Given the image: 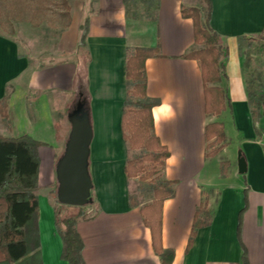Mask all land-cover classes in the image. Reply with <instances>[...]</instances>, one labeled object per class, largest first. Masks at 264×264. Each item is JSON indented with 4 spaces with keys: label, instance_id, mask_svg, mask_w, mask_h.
Masks as SVG:
<instances>
[{
    "label": "crops",
    "instance_id": "0c3cea01",
    "mask_svg": "<svg viewBox=\"0 0 264 264\" xmlns=\"http://www.w3.org/2000/svg\"><path fill=\"white\" fill-rule=\"evenodd\" d=\"M210 2V27L228 49L226 79L220 86L230 107L220 116L206 113L200 64L185 58L197 48L193 21L182 15L184 8L194 7L191 0H156L152 18L128 16L124 0H95L88 14L72 12L52 60L39 49L29 55L0 30V101L7 98L8 111L6 121L0 114V136H29L39 143L34 150L39 159L35 194L42 264H68L61 258L64 244L55 228L56 212L65 205L53 195L56 167L71 130L67 112L76 94L78 102L88 104L93 130V202L87 207L94 213L77 224L85 264H162L141 213L152 198L131 206L137 181L125 174L133 155L122 132L126 66L135 48L156 50L145 63L146 94L158 102L152 109L154 133L170 153L164 179L174 182V196L162 206L161 244L174 252L171 264H242L244 248L248 264H264V118L254 121L252 115L248 84L253 58L246 68L247 43L264 33V0ZM86 19L87 48L82 50ZM63 53L68 58L56 60ZM43 56L48 60L42 61ZM215 122L224 124L228 145L207 158L205 127ZM224 161L230 163L226 176L221 173ZM240 161L246 164L244 174ZM203 208L209 211L208 222L187 251L196 215L204 218Z\"/></svg>",
    "mask_w": 264,
    "mask_h": 264
},
{
    "label": "trees",
    "instance_id": "16d2710c",
    "mask_svg": "<svg viewBox=\"0 0 264 264\" xmlns=\"http://www.w3.org/2000/svg\"><path fill=\"white\" fill-rule=\"evenodd\" d=\"M130 1L136 4L135 0H124L127 9ZM203 2L207 6L204 17L202 10L198 8L182 10L183 17L193 21L195 45L199 47L190 51L185 58L197 60L200 64L206 113L220 116L230 107L226 90L220 86L226 79L224 62L228 57V49L222 45L220 36L210 27L212 12L210 0ZM142 3L149 8H156V0H142ZM61 4L65 9L63 16L67 19L65 25L67 29L72 22L71 7L67 0H61ZM134 17L140 18L139 14ZM12 21V11L7 0H0V28L5 33L14 35L15 28ZM39 25L40 23L35 24V26ZM88 25L89 21L86 19L81 26L82 50L87 48ZM155 55L156 50L135 48L127 60L128 99L124 103L122 117L123 139L132 150L142 151V154L127 161L125 174L128 179H138L150 186L152 201L141 208V213L145 224L151 230L153 246L161 257L162 264H171L174 252L164 250L161 244L162 206L165 200L174 196V182L164 179L165 165L170 153L154 133L152 109L158 102L150 99L146 94L145 63L148 58ZM250 60V57H247V69L250 68ZM249 76L252 115L254 121H257L264 118V84L260 83L256 88V79ZM129 97L135 98L136 101ZM85 106L89 113L86 102ZM0 114L5 121L8 120L7 98L0 101ZM205 135L208 141L207 158L217 156L228 145L224 124L221 122L208 124L205 127ZM37 146L39 143L29 136L14 139L0 136V264H42L37 226L38 198L35 194L39 171V159L34 153ZM229 166V162L221 163L222 176L227 175ZM129 201L133 207L139 205L132 196L129 197ZM202 210L204 218L199 217V212L196 215L187 251L191 248L198 229L208 222L209 211L206 208ZM244 210L239 215V237ZM88 218L90 217L84 211V207L61 206L56 212L57 232L64 244L61 258L68 264H85L82 257L84 244L77 231V224ZM242 261V264H248L245 248Z\"/></svg>",
    "mask_w": 264,
    "mask_h": 264
},
{
    "label": "rangeland",
    "instance_id": "374dc122",
    "mask_svg": "<svg viewBox=\"0 0 264 264\" xmlns=\"http://www.w3.org/2000/svg\"><path fill=\"white\" fill-rule=\"evenodd\" d=\"M70 7V15L72 12L80 14L81 11L89 13L92 11L95 0H67ZM136 4L130 1L129 9H127L128 16L134 17L139 14L141 18H152L154 16V7H147L142 0H135ZM194 7L202 10V17L205 16L207 10L206 4L203 0H191ZM7 4L12 11L13 25L15 28V34H9L13 39L19 41L23 51L29 55H35L36 50H41L43 55L50 56L51 60L55 57V50L57 49V42L59 41L62 32L65 30L67 19L64 15L65 9L61 4V0H7ZM188 9V8H186ZM36 23H40L39 26H35ZM0 30H2L0 28ZM3 31V30H2ZM8 34V33H7ZM246 54L250 57V63L252 58L255 60L252 62L253 67L250 70L252 78L256 79L257 86L264 84V33L259 37L249 41L247 43ZM199 48V47H197ZM36 49V50H35ZM37 54V53H36ZM68 58L67 53L57 55L58 61H63ZM48 60L43 56L42 61ZM54 60V59H53ZM85 72V64H81V74ZM260 81V82H259ZM85 83L82 84V91H85ZM79 95L76 94L72 106L68 110L67 114L72 113L78 102ZM133 101L135 98L129 97ZM130 148V147H129ZM130 150H132L130 148ZM133 155L131 159L141 156L142 151L132 150ZM136 185L132 188L131 196L138 203H147L152 198L151 188L148 183H144L138 179H135ZM56 200V193H54ZM87 206H91L88 204ZM85 206L84 211L88 217L92 216L94 211H90L89 207ZM55 228L56 222H55ZM59 235V234H58ZM60 236V235H59ZM61 237V236H60Z\"/></svg>",
    "mask_w": 264,
    "mask_h": 264
},
{
    "label": "water",
    "instance_id": "95a60500",
    "mask_svg": "<svg viewBox=\"0 0 264 264\" xmlns=\"http://www.w3.org/2000/svg\"><path fill=\"white\" fill-rule=\"evenodd\" d=\"M71 124L65 151L56 167L57 201L61 205L85 207L92 203V179L89 173L90 145L93 130L90 115L82 101L68 115ZM239 171L246 172L244 161L239 163Z\"/></svg>",
    "mask_w": 264,
    "mask_h": 264
},
{
    "label": "built area",
    "instance_id": "2783aa9c",
    "mask_svg": "<svg viewBox=\"0 0 264 264\" xmlns=\"http://www.w3.org/2000/svg\"><path fill=\"white\" fill-rule=\"evenodd\" d=\"M263 146H264V134H263Z\"/></svg>",
    "mask_w": 264,
    "mask_h": 264
}]
</instances>
